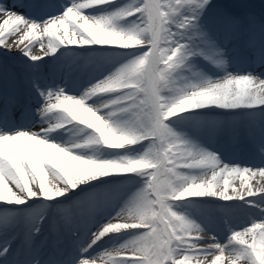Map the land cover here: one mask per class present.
I'll return each instance as SVG.
<instances>
[{
  "label": "snow or ice",
  "instance_id": "1",
  "mask_svg": "<svg viewBox=\"0 0 264 264\" xmlns=\"http://www.w3.org/2000/svg\"><path fill=\"white\" fill-rule=\"evenodd\" d=\"M238 7L0 0V264H264V18ZM236 118L258 165L208 142ZM242 205L260 222L204 241Z\"/></svg>",
  "mask_w": 264,
  "mask_h": 264
},
{
  "label": "rangeland",
  "instance_id": "2",
  "mask_svg": "<svg viewBox=\"0 0 264 264\" xmlns=\"http://www.w3.org/2000/svg\"><path fill=\"white\" fill-rule=\"evenodd\" d=\"M226 2L239 5L242 8H235L233 9L238 15H250L255 17L257 23L260 22L262 18H264V0H226ZM239 43H236V47L239 48ZM35 51H40L38 48H33V53ZM8 56L0 57V67L2 66L1 63L5 61L6 63L9 62ZM12 62L13 65H16L14 61ZM264 67V65H262ZM251 70V69H249ZM253 71V70H251ZM258 74V71H253ZM216 118L223 121V115L216 114ZM247 126H249L246 122L241 121L239 118H236L233 121L226 122L220 125L219 128L225 129L228 133L233 132L235 135H240L239 131H245ZM220 130V129H218ZM218 133V135H217ZM224 134L221 136L219 132H215V134L209 139V143L212 141H217L220 143V146L223 147L224 142ZM230 156H235V153H229ZM251 199H258L250 198ZM255 219L257 222H260V211L257 208L248 207V206H240L235 208L231 214L228 216H224L223 214H217L216 216L212 217L211 222L209 224V228L211 229V235L215 234L216 236L221 237V242H226L227 236L230 234L232 228H241L245 225H248L251 220ZM203 238L208 236V233L205 231L203 234ZM100 261H98L99 263ZM102 264V263H100Z\"/></svg>",
  "mask_w": 264,
  "mask_h": 264
},
{
  "label": "bare ground",
  "instance_id": "3",
  "mask_svg": "<svg viewBox=\"0 0 264 264\" xmlns=\"http://www.w3.org/2000/svg\"><path fill=\"white\" fill-rule=\"evenodd\" d=\"M18 10L21 11L20 9H18ZM238 43L240 45H239V48H237V49H239L240 51H242L243 50V47H242L243 44H242V42H238ZM37 55H39V54H37ZM0 56L1 57L2 56L4 57L5 55L3 53H0ZM6 56H8L7 58L12 59V60H9V62H7V63L5 61H3L1 65L3 66L2 67V70L5 67L7 68V71L9 73V78H10V81H11V77L13 75H16V76H19L20 75L21 71H19L17 68H22V60H21V58L19 56V53L17 52V50L15 48H13V51H12L11 54H8ZM10 61H14L16 63V65H13L12 62H10ZM245 67H247V65H245ZM250 69L253 70V71H258V73L264 72V67H262V65L259 64V63L253 64ZM0 82H1L0 83V90H2L3 87H4L3 71L0 73ZM39 125H40V123L37 120L34 124L31 125L32 130L38 131L40 129L39 128ZM219 129L220 130H218L217 132H219L221 136L224 134L225 141L227 143H229L234 148V150L236 152H238V155H235V156L226 155L225 153H223L221 151L220 143L217 142V141H212L211 140L210 144L212 145V147L218 149L228 159L234 160L237 163L253 164V163L249 162L247 159H245V158L243 159L242 158L243 157L242 148H243V144H244L243 140L245 138L249 137V129H250V126H247V128H246L245 131H241V132L239 131L240 135H235V134H233V132L232 133L231 132L228 133L225 129H222V127L219 128ZM217 135H218V133H217ZM253 183H255V182H253ZM229 231H231V230H229ZM217 238L221 241V237L220 236H217ZM203 239L206 242L211 240V239H208V238H203Z\"/></svg>",
  "mask_w": 264,
  "mask_h": 264
}]
</instances>
